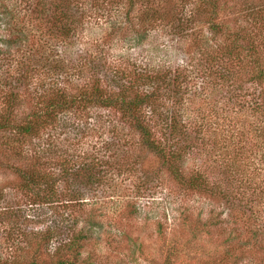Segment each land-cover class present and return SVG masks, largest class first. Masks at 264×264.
Here are the masks:
<instances>
[{
  "label": "rangeland",
  "instance_id": "obj_1",
  "mask_svg": "<svg viewBox=\"0 0 264 264\" xmlns=\"http://www.w3.org/2000/svg\"><path fill=\"white\" fill-rule=\"evenodd\" d=\"M61 1L0 0V112L14 93L17 122L42 108V83L52 90L46 96L61 87L68 99L78 101L38 138L17 137L23 143L14 144L12 134L0 132V139L12 144L3 150L18 146L26 153L13 156L10 170L1 160L0 263L26 260L29 246L42 239H52L53 252L86 228V264H264L263 224L257 226L243 207L255 200L253 192H264V84L252 80L243 48H237L240 60L218 59L222 47L239 45L228 33L241 30L253 38L260 28L253 10L264 14V0H220L214 20L226 31L219 36L210 30L211 8L200 0H76L71 8L79 10L81 23L65 36L54 25ZM23 63L37 70L29 88L16 82ZM50 68L52 76L46 73ZM158 70L179 80L182 101L161 90L155 113L145 111L152 117L150 127L158 132L169 108L186 127L205 130L210 147L188 164L203 166L212 186L230 194L233 206L174 184L154 165V155L142 149L140 133L123 111L80 100L97 82L114 90L110 72L139 78ZM33 153L43 154L50 178L66 156L119 164L103 166L110 171L102 185L57 183L53 203L34 205L32 191L22 189L12 169L35 164ZM256 209L263 213L264 203Z\"/></svg>",
  "mask_w": 264,
  "mask_h": 264
},
{
  "label": "trees",
  "instance_id": "obj_2",
  "mask_svg": "<svg viewBox=\"0 0 264 264\" xmlns=\"http://www.w3.org/2000/svg\"><path fill=\"white\" fill-rule=\"evenodd\" d=\"M220 0H200V2L211 8L212 15L209 16L210 30L213 35L219 36L224 33V26L214 19L218 18V11L220 10ZM76 0H64L61 1L56 7V14L54 17V25L60 28V33L65 36L75 34L78 24L81 23L76 17L78 11L71 8ZM257 15V21L260 26L259 30L255 33L253 38L244 36L241 30L230 32L228 35H232L229 40H234L236 44H239L235 50L229 47H222L221 52L223 57L218 58H233L240 60L241 50H246V57H248V66L251 65L254 71L252 80L264 84V14L258 10L254 12ZM213 17V18H212ZM165 21V20H164ZM180 30V26H176ZM186 32V28L183 30ZM246 34V33H245ZM10 44H17L18 41H9ZM238 48V49H237ZM234 49V48H233ZM24 71L19 74L16 82L20 83L22 87H31L33 80L35 79L36 71L30 68L29 65L23 63L21 66ZM53 68V67H52ZM50 68L48 75L52 76L55 72H59L56 66L54 71ZM111 83L114 85V90L109 91L106 88H100L99 82L93 90L89 93H85V97L80 99L86 103H97L102 107H106L118 112L123 111L129 118V121L134 128L140 133L141 140L140 146L148 153H152L155 157L154 165L160 168L162 173L168 174L173 183L181 187L183 190L198 192L207 194L210 196H217L222 199L226 204L233 206V201L230 194L221 191H217L216 186H212L211 179L206 170L201 165L189 166L188 162L192 159H202V154L206 152V148L210 147L207 140L206 131L197 126L194 128L186 127L181 120L177 117L176 112L167 108L164 118H162L161 127L158 132H154L150 127V120L152 117L148 116L145 112L148 108L151 109L152 114L155 113L156 105L159 106L160 98L163 97L161 90L173 94L169 98H177L182 101V95L180 94V86H178L179 80L172 78L170 73H164L157 71L154 73L148 72L147 74L140 75L131 78L132 74H122V72H110ZM225 73L221 76V79H225ZM157 83L158 85H155ZM58 93L55 96L49 97L46 94L51 89H45L42 83L43 99L40 103L42 108L36 107L31 110L30 113L25 114V118L22 121L17 122L15 118L16 106L18 103V95L14 93L11 99V103L6 111L0 112V132L10 133L14 137L15 142H21V139L27 140L40 137V134L51 126L56 127L59 123L60 116L64 110L74 109L76 107V99H68L66 93L61 87H58ZM117 88L118 90H116ZM169 99V100H170ZM238 99V98H236ZM178 100V103H179ZM80 102V101H79ZM3 114V115H2ZM15 115V116H14ZM6 119V120H4ZM131 119V120H130ZM62 126V125H61ZM64 128V127H63ZM20 137L21 139H18ZM1 140V139H0ZM0 143V166L3 165L2 159H6V165L8 170L11 169L9 162L13 156L24 157L26 154L22 147L3 150L2 147L12 146L11 142L4 143L1 140ZM23 143V142H21ZM19 145V144H18ZM29 153V152H28ZM11 154V155H10ZM35 156L34 163L29 167L22 168L18 166L13 169V173L16 174L20 180V184L23 190L32 191L31 202L36 204L53 203L55 196H57L56 184L72 182L78 186L93 187L96 185H102L106 176L109 174V169L103 168L104 165H111L112 169L117 167L119 162L115 160V163H109V161H101L99 157H93L84 155L82 161L77 162L75 158H69L59 161L58 168L54 171V177L44 174V167L42 166L43 154L33 153ZM25 158V157H24ZM27 158V156H26ZM235 163V162H234ZM133 164L141 167L142 165L137 158H133ZM28 166V165H27ZM38 166L39 168H34ZM133 166V167H135ZM136 168V167H135ZM143 168V167H142ZM192 168V170H190ZM229 176V175H228ZM149 177V176H148ZM69 190V188H68ZM78 191V190H77ZM80 192V191H78ZM255 200L246 201L244 204V210L254 214L257 226L263 227L259 230L264 238V212L256 209V206L260 203H264V192H253L252 198ZM256 213L258 216H256ZM86 228H81L79 232L73 233L69 241L64 242L56 250L51 252L48 247L50 240L42 239L38 242L30 241L29 256L26 260L15 259L11 262L3 261L0 264H86L82 259V250L84 243L89 239V235ZM257 236V235H256ZM52 253L53 256L47 255Z\"/></svg>",
  "mask_w": 264,
  "mask_h": 264
}]
</instances>
